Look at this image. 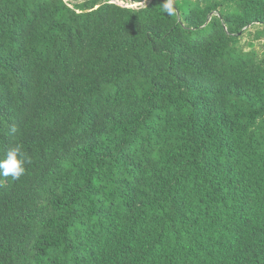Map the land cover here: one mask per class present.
<instances>
[{"label":"trees","instance_id":"trees-1","mask_svg":"<svg viewBox=\"0 0 264 264\" xmlns=\"http://www.w3.org/2000/svg\"><path fill=\"white\" fill-rule=\"evenodd\" d=\"M119 1L0 0V264H264V0Z\"/></svg>","mask_w":264,"mask_h":264},{"label":"clouds","instance_id":"clouds-1","mask_svg":"<svg viewBox=\"0 0 264 264\" xmlns=\"http://www.w3.org/2000/svg\"><path fill=\"white\" fill-rule=\"evenodd\" d=\"M174 0H166L163 7L164 10L169 14H174L175 9L173 7ZM124 5V4H122ZM138 4H129V7ZM17 129L13 127L10 134H15ZM31 156L24 151L22 144L17 143L10 147L7 151L6 157L0 160V177L11 178L13 181L20 180L26 174V165L31 164Z\"/></svg>","mask_w":264,"mask_h":264},{"label":"rangeland","instance_id":"rangeland-1","mask_svg":"<svg viewBox=\"0 0 264 264\" xmlns=\"http://www.w3.org/2000/svg\"><path fill=\"white\" fill-rule=\"evenodd\" d=\"M66 1H68V2H72V3H76V2L81 1V0H66ZM116 2H118V3H120V4L129 5V3L126 2V1H119V0H116ZM135 6H138V5H135Z\"/></svg>","mask_w":264,"mask_h":264}]
</instances>
